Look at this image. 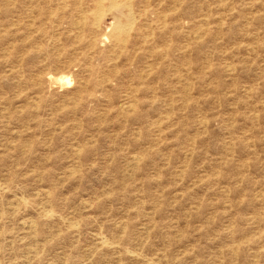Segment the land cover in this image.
<instances>
[{
    "label": "rangeland",
    "instance_id": "1",
    "mask_svg": "<svg viewBox=\"0 0 264 264\" xmlns=\"http://www.w3.org/2000/svg\"><path fill=\"white\" fill-rule=\"evenodd\" d=\"M0 264H264V0H0Z\"/></svg>",
    "mask_w": 264,
    "mask_h": 264
},
{
    "label": "bare ground",
    "instance_id": "2",
    "mask_svg": "<svg viewBox=\"0 0 264 264\" xmlns=\"http://www.w3.org/2000/svg\"><path fill=\"white\" fill-rule=\"evenodd\" d=\"M124 27H125V26H124ZM124 27H123V28H124ZM120 29H121V27H120ZM115 30H116V29H115ZM119 31H120V30H119ZM121 31H124V30H121ZM121 31H120V32H121Z\"/></svg>",
    "mask_w": 264,
    "mask_h": 264
}]
</instances>
